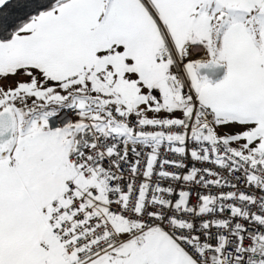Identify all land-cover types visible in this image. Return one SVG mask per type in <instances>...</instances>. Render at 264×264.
Here are the masks:
<instances>
[{"label":"snow or ice","instance_id":"snow-or-ice-1","mask_svg":"<svg viewBox=\"0 0 264 264\" xmlns=\"http://www.w3.org/2000/svg\"><path fill=\"white\" fill-rule=\"evenodd\" d=\"M0 264H264V0H0Z\"/></svg>","mask_w":264,"mask_h":264}]
</instances>
